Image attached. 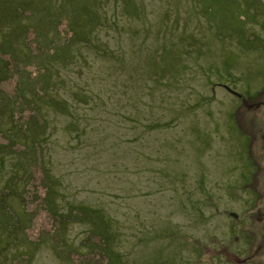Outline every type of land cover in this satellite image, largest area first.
I'll return each instance as SVG.
<instances>
[{"label":"rangeland","instance_id":"1","mask_svg":"<svg viewBox=\"0 0 264 264\" xmlns=\"http://www.w3.org/2000/svg\"><path fill=\"white\" fill-rule=\"evenodd\" d=\"M134 1L0 0V264H264V0Z\"/></svg>","mask_w":264,"mask_h":264},{"label":"trees","instance_id":"2","mask_svg":"<svg viewBox=\"0 0 264 264\" xmlns=\"http://www.w3.org/2000/svg\"><path fill=\"white\" fill-rule=\"evenodd\" d=\"M127 4L130 5L131 8H133L132 7L133 5H138L134 0H127ZM74 10H76V14H78V15H80V13L82 12V11H80V7H78V9H74ZM87 14H88L89 19L92 20L93 26L96 27L97 24L100 23V19L97 17L96 13L94 11H90ZM69 24H70V22H69ZM76 30H74L73 24H71L69 40H71L70 39L71 36H73V38L77 37L78 32H76ZM64 52H68V46L66 44L55 47V50L52 52V56L53 57H56V56L57 57H61L62 55H64ZM2 55L6 56L7 52H4L3 50L0 49V58H3ZM12 62L13 61H12L11 57L9 58L8 61H5L7 69L5 71H3V73H1V71H0V84H2L3 82L8 81V79L10 77V74H11V70H10L11 67L10 66H11ZM229 65H231V64H230L229 61H227V68H230ZM8 67L10 69H8ZM0 70H1V68H0ZM42 71L43 72H42V74H41V76L39 78L40 79V87L37 90L36 96L39 97V98H42V99H44V96H46L48 99H52V97L50 95L46 94L48 92H47L46 88L44 87V83H50L51 82V77L49 75H47V68L46 67H43ZM207 101H208V99H207ZM1 103L2 104L3 103L4 104H8L6 101H4L3 98H0V108L1 109H3V105ZM32 106H34V107H32V110H33L32 116L35 117L36 115L40 114L41 110H40V108L38 106H35L34 102L32 103ZM1 109H0V111H1ZM38 136H40V134H38ZM38 140L41 141V138H39ZM38 144H39V142L37 141L36 142V147L40 148L38 146ZM34 165H32V167H34ZM44 181H45L44 187H46L45 189H46L47 192H46L45 197L43 198L42 204H41V206H43V210H45L46 212L50 213L54 217L55 220H59V219L62 220V219H67V218L69 220H71L73 218H76L74 215H77V214L79 215V211H80V209L82 207L74 208L73 205H71V206H69L67 208L68 212H66V213L58 212L57 209H56L57 207L56 208L54 207L55 204L57 205V203L55 202V196H54L55 195V191H56V189L54 187V179L46 177ZM30 184H31V182L30 183L28 182V187L30 186ZM34 190H36V188H34ZM34 190H32V197H31V195H29L27 193L26 189L25 190L23 189V191H17V190H15V191L11 190L10 191L8 189V193H4L5 196L0 198V207L4 208V205H5L6 201L9 203L8 198L10 199L11 197H14L13 199H17L18 200L20 208L26 207V205H28L30 203V200H29L30 198H32V200L37 198V196L35 195V191ZM10 200H12V198ZM7 209H6V212L4 211L5 215L7 213V214L11 215L12 217L16 218V214L18 212H16V210L11 208V207H10L9 210H7ZM93 209H94V213H97V215L100 216V212L101 211L99 209H96V208H93ZM76 219L80 220V219H83V218L78 216ZM99 221H100L99 223L96 222L95 224H94V222H90L91 226H89L90 228L87 229V231H88L87 234L90 233V236H91V234L96 229H98L100 231V234H102V235L105 233V231H106V226L105 225L107 223H103L102 219L99 220ZM11 227H13V226H11ZM111 232H112V234H110L108 239H106L105 241L108 240V241L113 242V240L116 239V237H117L116 233H114L113 231H111ZM62 247H63V249H61L62 250L60 252L61 254H62L63 251L66 252V250H65L66 246L64 245ZM104 247H105V250H106V251H104V252H106L105 256H106V259L108 261L107 264H120L119 262L123 261L124 257L122 259V256H119L117 251L108 249V246H106V245L102 246V249H104ZM69 253H71L72 255H76V251H71ZM84 256H86V255L84 254ZM17 264H23V263L18 260Z\"/></svg>","mask_w":264,"mask_h":264}]
</instances>
